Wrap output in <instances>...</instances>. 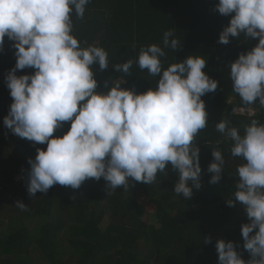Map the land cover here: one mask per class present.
<instances>
[{
    "label": "clouds",
    "instance_id": "obj_1",
    "mask_svg": "<svg viewBox=\"0 0 264 264\" xmlns=\"http://www.w3.org/2000/svg\"><path fill=\"white\" fill-rule=\"evenodd\" d=\"M90 0H0V51L4 38L13 41L15 66L5 76L13 102L3 124L20 138L46 144L29 158L27 190L35 196L59 184L78 189L87 179L107 183L108 192L128 188L129 178L147 185L158 173L166 175L170 164L178 173L174 193L186 200L193 187H201L199 147L194 142L206 127L208 113L201 99L217 89L218 81L203 69L206 59L190 55L166 69L161 58L166 53L152 44L141 47L136 63L141 70L158 76L157 86L146 92L121 87L112 81L107 92H98L93 66L109 67L103 47H82L73 33V11L83 19ZM215 10L231 16L218 43L227 45L230 37L258 38V43L229 65L233 91L244 104L264 106V0H219ZM163 34L164 48L176 51L181 43ZM134 61L117 63V72L129 74ZM34 69L17 75V70ZM106 86H107V82ZM70 122L62 136L54 132ZM216 129L233 144V157L244 161L237 166L238 182L229 207L237 203L248 223L241 225L242 258L233 241L218 239V264H264V124L253 119L243 135L228 120ZM214 161L207 171L209 183L218 184L225 163L221 151L213 149ZM234 198V199H233ZM21 211L28 207L20 201ZM205 244L211 243L204 237Z\"/></svg>",
    "mask_w": 264,
    "mask_h": 264
},
{
    "label": "trees",
    "instance_id": "obj_2",
    "mask_svg": "<svg viewBox=\"0 0 264 264\" xmlns=\"http://www.w3.org/2000/svg\"><path fill=\"white\" fill-rule=\"evenodd\" d=\"M218 2L90 0L83 19L74 11L71 14L72 34L80 45L103 47L108 53L107 69L93 66L98 92H107L112 81L137 93L157 86L159 77L136 63L141 47L156 44L163 48L165 69L190 55L206 59L203 71L217 80L218 86L201 97L208 113L207 125L194 141L200 149L201 187H193L187 200L174 193L179 177L170 164L166 175L158 173L149 185L129 178L128 188L108 192L103 178L87 179L78 189L56 184L46 193L30 195L28 160L35 158L37 148L46 150V145L20 138L3 124L13 102L5 76L16 63L14 42L5 36L0 51V221L8 218V224L0 233V264H218L215 243L221 238L233 241L242 258L249 259L241 234V225L248 223V218L238 203L233 207L226 204L236 190L237 166L244 161L231 155L233 142L217 131L216 123L226 119L241 135L251 120L264 123L259 98L255 104H244L233 91L228 68L257 43L243 34L230 37L227 45L218 43L231 19L215 10ZM169 30L181 43L176 51L164 48L163 34ZM129 59L134 61L129 74L114 69ZM33 72L25 68L16 74ZM246 108L256 114L251 118L236 115L237 110ZM69 128L70 122L64 123L54 136H62ZM214 148L225 160L218 184L209 183L213 174L207 171L214 161ZM19 176L24 180L18 182ZM17 201L28 210L21 211ZM30 219L42 223L30 230L26 225ZM105 221H109L106 226ZM204 237H210L211 243L205 244Z\"/></svg>",
    "mask_w": 264,
    "mask_h": 264
},
{
    "label": "rangeland",
    "instance_id": "obj_3",
    "mask_svg": "<svg viewBox=\"0 0 264 264\" xmlns=\"http://www.w3.org/2000/svg\"><path fill=\"white\" fill-rule=\"evenodd\" d=\"M37 145L39 146L40 144H37ZM41 145L45 146L46 144H41ZM22 180H24L23 177H20V176L17 177L18 182ZM101 188H103V186H101ZM108 222L109 221H105L104 226H106ZM41 223H42L41 221H38L36 219H30L26 221V225L29 227L30 230H34L35 227L41 225ZM7 224H8V218H5L3 221H0V233H3L5 231Z\"/></svg>",
    "mask_w": 264,
    "mask_h": 264
},
{
    "label": "built area",
    "instance_id": "obj_4",
    "mask_svg": "<svg viewBox=\"0 0 264 264\" xmlns=\"http://www.w3.org/2000/svg\"><path fill=\"white\" fill-rule=\"evenodd\" d=\"M250 39H251L252 41H255L256 43H258V38H255V39H254V38H251V37H250ZM255 114H256L255 110H254V109H250V108L239 109V110L236 111V115H237V116H240V117H245V116H247V117L251 118V117H253ZM263 124H264V123H263Z\"/></svg>",
    "mask_w": 264,
    "mask_h": 264
}]
</instances>
